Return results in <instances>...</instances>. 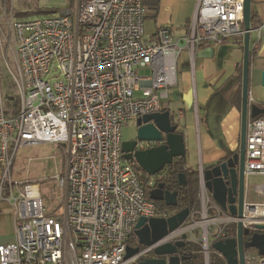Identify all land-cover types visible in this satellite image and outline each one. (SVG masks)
Returning <instances> with one entry per match:
<instances>
[{
    "label": "built area",
    "instance_id": "1",
    "mask_svg": "<svg viewBox=\"0 0 264 264\" xmlns=\"http://www.w3.org/2000/svg\"><path fill=\"white\" fill-rule=\"evenodd\" d=\"M242 3L198 0L185 34L173 37L160 25L148 40H143L144 0H76L74 16L65 10L18 20L0 12V46L2 39L11 46L13 67L4 64L16 93L14 102L0 77V200L12 205L15 235L0 244V264H132L195 229L207 262L211 242L236 237L238 222L249 233L264 231L257 227L264 225V183L254 185L255 200L246 180L264 175L263 113L247 116L241 216L218 206L199 165L197 209L185 223L124 258L138 218L159 214L145 197L153 176L143 178L139 166L122 157V127L163 110L177 83L181 52L192 61L201 42L244 35ZM249 29L258 42L264 20ZM40 143L63 147L64 172L52 175L64 190L61 215L46 213L37 183L10 178L14 151ZM246 258L264 264V255Z\"/></svg>",
    "mask_w": 264,
    "mask_h": 264
},
{
    "label": "crops",
    "instance_id": "2",
    "mask_svg": "<svg viewBox=\"0 0 264 264\" xmlns=\"http://www.w3.org/2000/svg\"><path fill=\"white\" fill-rule=\"evenodd\" d=\"M197 1L146 0L150 10L146 12L144 37L152 38L160 25L168 27L173 37L185 34ZM250 3L255 22L264 20V0ZM242 40L243 36H234L219 44L201 42L192 61L187 51L177 56V83L170 88L162 108L173 115L177 132L183 135L186 170L196 171L199 165L204 169L234 152L239 144ZM253 40L254 35L250 34L247 92L251 104L264 107V36L258 42ZM135 120L132 118L125 125L134 124ZM12 214L13 210L0 215V244L15 239Z\"/></svg>",
    "mask_w": 264,
    "mask_h": 264
},
{
    "label": "water",
    "instance_id": "3",
    "mask_svg": "<svg viewBox=\"0 0 264 264\" xmlns=\"http://www.w3.org/2000/svg\"><path fill=\"white\" fill-rule=\"evenodd\" d=\"M251 0H243V58L241 75V103H240V131L238 151L232 152L226 160L218 165L207 166L203 169L204 182L211 196L223 210H228L232 215L241 216V209L244 200L245 176V133L247 116L254 117L264 113V107L248 103L249 86V27ZM262 83L264 84V70L261 72ZM135 122V135L132 139L121 141V153L124 160L135 162L140 169L149 176L160 173L166 166L174 163L179 158L185 157V143L183 135L177 132V122L173 120V115L169 110H162L144 114L137 117ZM177 183L185 184V174H177ZM165 182L160 180L157 183L156 192L153 191L147 197L150 200H162L168 207L177 206V191H170L164 188ZM189 215V209L180 208L169 216H140L135 222L134 235L138 243L143 246H150L161 237L184 223ZM259 229H264V225H258ZM236 237H227L211 242V248L219 253L226 261V264H246L245 250L249 248L257 249L258 255H264V233L254 232L248 241H243V236L249 232L242 229L240 222L237 224ZM186 233L181 235V239L175 243H165L153 249L156 258L142 257L137 264H193L189 260L190 256H177L174 253L183 247ZM124 258L136 254L138 246L127 245ZM166 256H169L168 258Z\"/></svg>",
    "mask_w": 264,
    "mask_h": 264
},
{
    "label": "rangeland",
    "instance_id": "4",
    "mask_svg": "<svg viewBox=\"0 0 264 264\" xmlns=\"http://www.w3.org/2000/svg\"><path fill=\"white\" fill-rule=\"evenodd\" d=\"M76 0H0V12H5L4 18H9L13 16L16 19L18 11H29L33 10L35 7L40 9V13L27 14L24 17L35 18L42 16H52L60 15L65 10L71 12L74 16ZM147 7V8H146ZM146 11L150 8L146 5ZM18 16V15H17ZM25 19V18H24ZM5 22L3 26V37L7 36ZM1 39V38H0ZM149 38H144L143 40H148ZM2 44L0 46V77L2 80L3 91L6 96H11L12 100L15 99V86L9 76V71L4 64L13 67V57L11 46H5L4 40L2 39ZM11 44V43H9ZM140 74H146L148 71L139 70ZM135 123H129L124 125L121 130V139L129 140L134 137L135 133ZM197 143V141H196ZM195 143L196 153L197 144ZM63 147L57 144L51 143H40L31 146H21L18 147L15 152L13 161L10 168V178L17 181H30L37 183L39 186V192L41 194L43 205L46 208V213L50 215H61L63 212V200H64V190L60 188L56 180L52 178V175L57 171L60 173L64 172L66 158L64 155ZM47 156H54L55 160H47ZM205 165V164H204ZM247 180L250 196L256 200V196L253 195V187L256 184L264 183V175L255 174L250 175ZM197 209V208H196ZM12 205L6 203V201H0V215L11 212ZM198 214L194 215L198 217ZM194 235L198 237L200 241L199 230L194 231ZM249 253H253L248 251ZM202 257V256H201ZM200 257V258H201ZM211 264H217L219 257L218 253L212 252ZM51 264V263H45Z\"/></svg>",
    "mask_w": 264,
    "mask_h": 264
},
{
    "label": "trees",
    "instance_id": "5",
    "mask_svg": "<svg viewBox=\"0 0 264 264\" xmlns=\"http://www.w3.org/2000/svg\"><path fill=\"white\" fill-rule=\"evenodd\" d=\"M144 3L146 4V0H144ZM40 9H38L37 7H35L33 10H29V11H18L16 12L17 15L15 16L16 19L18 20H22V19H27V17H24L27 14H33L34 13H40ZM254 12L251 9L250 11V27H253L257 24V22H255V16H254ZM14 101V100H13ZM16 102V101H14ZM15 105V103H14ZM138 169L140 170V172L142 173V177L145 178L148 176V174H146L145 172H143L142 169H140V167H138ZM165 174L162 175L161 179L162 181H164L165 185L164 188L170 190V191H177V206L176 207H167L163 202L159 203V204H155L157 209L161 212H164L163 210L165 209H180L183 207H186L189 209V212L192 210H195L198 206V201H197V189H198V175L196 171H192V170H186L184 168V158H179L176 161H174L173 164L169 165L167 167V169L165 170ZM183 172L185 174V180L186 182H184L185 184H180L177 183V174ZM147 189H146V196L147 197ZM149 198V197H147Z\"/></svg>",
    "mask_w": 264,
    "mask_h": 264
},
{
    "label": "flooded vegetation",
    "instance_id": "6",
    "mask_svg": "<svg viewBox=\"0 0 264 264\" xmlns=\"http://www.w3.org/2000/svg\"><path fill=\"white\" fill-rule=\"evenodd\" d=\"M234 151H238V145H237V147L235 148V150ZM230 154H232V153H229V154H227V155H224V157H222L220 160H218V161H216V162H214L213 164H211V165H208V166H214V165H218L219 163H221L222 161H224V160H226L228 157H230L229 155ZM244 160H245V158H244ZM167 167L168 166H166L165 168H164V170H162L160 173H158V174H156V175H154L153 176V178H154V182L153 183H151L152 185L150 186V187H148L147 188V195H149V193L151 192V191H153V190H155V189H157V183H159L160 182V179H161V177H162V175L163 174H165V170L167 169ZM149 176V175H148ZM245 190V189H244ZM153 194L156 196V195H160L158 192H156V190L155 191H153ZM153 202H154V204H159V203H161L162 202V200H152ZM156 206V205H155ZM168 207H172V206H168ZM155 209H157V207L155 208ZM177 210H179V209H174V210H169V209H165V210H163L164 212H160L158 209H157V212H158V214H159V216H169L170 214H173L174 212H176ZM185 223V222H184ZM195 230H197V229H195ZM194 230V231H195ZM260 232H262V233H264V231H260ZM192 233V235L190 234H188V233H186V235H187V237H186V239L184 240V245H183V247H181V248H179L178 250H177V252L176 253H174V255H177V256H182V255H185V256H190L189 257V260L188 261H191L193 264H211V259L209 258L208 259V261L207 262H205V260H204V255H203V253L201 252V245H199L200 244V241H198V237L197 236H195L194 235V232H191ZM254 233V232H253ZM251 234L252 233H248L247 235H244L243 236V241H244V243H245V241H248L249 239H250V236H251ZM133 237H132V240L131 241H129V243H128V245H130V246H132V247H136V246H138V248L140 249L141 247H144L142 244H139L138 243V239H137V237H136V235H134V232H133ZM181 239V238H180ZM179 239V240H180ZM176 241H178V240H176ZM176 241H174L173 243H175ZM155 248V247H154ZM153 248V249H154ZM153 249L152 250H150L147 254H146V256L145 257H148V258H156L157 256L156 255H154V253H153ZM248 251H250V252H253V253H249L248 254ZM212 252H215L212 248L210 249V252H209V256L208 257H210L211 256V253ZM217 253V252H216ZM247 255H252V256H255V255H258L257 254V249H255V248H249V249H246L245 250V255H244V257L246 258V256ZM202 256V257H201ZM167 258L169 257V256H166ZM201 257V258H200ZM218 257H219V260H218V263L217 264H226V261H225V259L223 258V257H221V255L218 253ZM142 258V257H141ZM141 258H139V259H141ZM139 262V260L137 259V261L136 262H134V263H132V264H137ZM182 262L183 263H185L186 261H180V263L182 264ZM246 264H256V261L255 260H253V261H250V260H248L247 258H246V262H245Z\"/></svg>",
    "mask_w": 264,
    "mask_h": 264
}]
</instances>
